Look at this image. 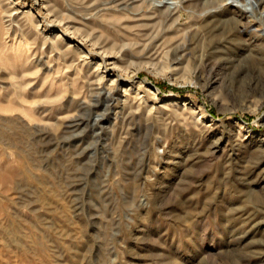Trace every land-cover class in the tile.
<instances>
[{"label": "rangeland", "instance_id": "obj_1", "mask_svg": "<svg viewBox=\"0 0 264 264\" xmlns=\"http://www.w3.org/2000/svg\"><path fill=\"white\" fill-rule=\"evenodd\" d=\"M180 1L0 0V264H264L262 23Z\"/></svg>", "mask_w": 264, "mask_h": 264}, {"label": "bare ground", "instance_id": "obj_2", "mask_svg": "<svg viewBox=\"0 0 264 264\" xmlns=\"http://www.w3.org/2000/svg\"><path fill=\"white\" fill-rule=\"evenodd\" d=\"M159 4L160 5H166L169 9H171L173 7H177L178 5H181L182 3H181L180 0H159ZM203 4H204L203 5L204 9L202 8L203 10L201 12H199L201 15H204V14H206L208 12H213L215 10L217 11L218 9H215V8L211 7L214 4H218L219 7H221L223 5H229L230 4V5H234L236 7H239L244 12L245 11L246 12L250 11L251 14L255 15L256 19H254V20H257V21L262 23V27L251 29V31L254 30L255 32H257L258 30H261L262 31V35H264V0H204ZM214 14H215V12H214ZM231 19L232 20H236L235 17H233ZM237 20H239V19H237ZM232 22L233 21H231V23ZM234 24H230V25L232 27H234ZM230 25L228 26V28H225L224 31L222 29V31H220V35H217V33H215L212 36V38L210 37L209 38L211 40L210 42H214L217 39H221L222 37H225L226 33H228L227 31L229 29H232V27ZM238 38H240V37H238ZM52 41H54V40H52ZM55 41H57V39ZM52 44H53V42H52ZM179 47H180L179 45H176V48L174 49V52H177L179 50ZM259 47H261L260 49H262L263 52H264V40H263V43ZM217 48H220V47L217 46ZM77 49H78V47H77ZM79 52H80V55L83 58H86L87 52H84V50L79 51ZM244 52L242 51L241 53L243 54ZM202 54L200 56L201 58H203ZM242 54H240V55H242ZM243 55L244 56H242V58H240V60H242L240 62L241 65H240V67L235 68L236 69V73H234V75H237V76L240 75L241 76L240 78L243 79V81H245L244 83L246 85L250 86L252 81H258V80L261 81L259 78L264 76V53L261 54L260 52H254V51L249 50V51H247L246 54H243ZM197 57L198 56H196V58ZM177 59H179L178 56H177ZM225 60H228V59L225 58ZM110 63L111 62L108 61V58L103 60V66L105 67V72L103 73V72L99 71V73L97 74V77H96L97 79H94L95 80L94 82H95L96 87L103 93V95H104V97H105V99L107 101V105L108 106L111 104V101H112L113 97L116 96V98H117L116 101L119 102L118 105L114 106L115 107V109H114V118L116 119V118H118L120 116L121 113L125 112V110H128L129 112L130 111L131 112H135V109H133L134 103L136 101H139L138 105L140 106V103L142 102L143 98L141 97V95L140 96L138 95L136 90L134 91V89H132L133 85H130L129 83H124V81H127V78H125L122 75V73L118 71L116 66L110 65ZM99 67H100V65H99ZM98 70H99V68H98ZM106 73L112 74V77H106ZM210 85H211L210 82L206 83V86H210ZM127 108H129V109H127ZM243 181H244V179H243ZM249 188H251V186ZM247 190H249V189H247ZM257 191L258 190H256V189H252L251 190V195L254 198H259L260 199V197L262 195L260 193H258ZM234 253L230 254L231 260H235V258H236Z\"/></svg>", "mask_w": 264, "mask_h": 264}]
</instances>
